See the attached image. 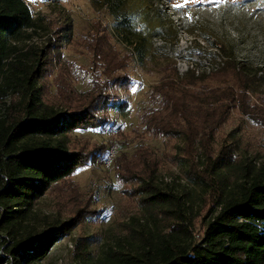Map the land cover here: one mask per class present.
Masks as SVG:
<instances>
[{
  "label": "trees",
  "instance_id": "obj_1",
  "mask_svg": "<svg viewBox=\"0 0 264 264\" xmlns=\"http://www.w3.org/2000/svg\"><path fill=\"white\" fill-rule=\"evenodd\" d=\"M31 1L58 4L62 0H0V264H41L87 218L78 214L62 221L37 215L33 209L54 186L80 169L103 166L108 156L105 146L89 154L75 153L71 136L78 131L115 129L104 115L107 111L126 115L128 106L125 100L103 96L98 86L84 94L86 101L74 111L44 101V83L53 67L63 62L62 51L72 45L74 36L67 20L58 32L52 31L56 37H48L44 47L33 44L35 36L43 38L51 29L44 18L34 15ZM124 3L102 0L114 21V32L125 34L121 38L133 45V54L142 64L149 41L141 45L129 40L134 16L121 14ZM164 72L149 93L141 125L154 138H179L191 149L177 148L176 164L183 167L189 184L209 196L210 209L196 239L198 215L187 206L189 194L163 193L153 182L155 171L147 175L148 168L137 165L136 172L145 174L139 179L140 205L151 225L134 220L127 226L119 251L112 253L113 264H264V157L260 162L258 157L236 158L235 140L218 150L212 147L213 133L246 99L243 93L255 81L238 63L199 77L193 70L183 76L176 69ZM197 141L203 154L199 165L194 163L192 147ZM124 242L127 252L121 248Z\"/></svg>",
  "mask_w": 264,
  "mask_h": 264
},
{
  "label": "rangeland",
  "instance_id": "obj_2",
  "mask_svg": "<svg viewBox=\"0 0 264 264\" xmlns=\"http://www.w3.org/2000/svg\"><path fill=\"white\" fill-rule=\"evenodd\" d=\"M99 1H31L34 15L44 18L51 29L43 38L35 36L33 44L44 47L48 37H56L52 31L58 32L67 20L72 22L74 36L72 45L62 51L63 62L53 67L44 83V101L57 103L63 111H74L86 101L84 94L98 86L103 96L128 104L126 115L113 111L104 115L115 129L105 133L78 131L71 136L75 153L89 154L105 146L108 156L103 166L80 169L39 199L33 209L37 215L59 217L62 221L78 214L87 216L41 264H113L112 253L119 251L127 226L134 220L150 224L138 195L142 185L139 179H144L145 174L136 172L137 165L142 170L147 167V175L155 171L153 182L163 193L189 194L187 206L198 215L193 234L196 239L201 237L210 198L189 184L183 167L176 164L180 159L177 148L191 149L179 138H154L140 121L148 109L149 93L160 84L165 69H176L179 76L193 70L199 77L224 64L241 65L255 84L243 93L246 99L231 109L213 133L212 147L218 150L235 140L236 158L258 157L260 162L264 157V0H124L119 11L134 16L129 40L141 45L149 41L142 64L133 54V45L130 47L121 38L125 34L114 32V21ZM86 99L89 100L87 96ZM2 110L0 107V114ZM198 146L199 141L192 146L197 165L203 164ZM112 151L115 156L107 165ZM80 218H76L78 222ZM37 222L34 225L41 230ZM124 243L121 248L127 252Z\"/></svg>",
  "mask_w": 264,
  "mask_h": 264
},
{
  "label": "built area",
  "instance_id": "obj_3",
  "mask_svg": "<svg viewBox=\"0 0 264 264\" xmlns=\"http://www.w3.org/2000/svg\"><path fill=\"white\" fill-rule=\"evenodd\" d=\"M216 70V69H215ZM207 73H210V70L207 72ZM199 75V74H198ZM114 150V149H113ZM115 151V150H114ZM114 152L112 151L111 152V154H110V156L108 157V163H107V165H110L111 164V162L113 161V158H114Z\"/></svg>",
  "mask_w": 264,
  "mask_h": 264
},
{
  "label": "snow or ice",
  "instance_id": "obj_4",
  "mask_svg": "<svg viewBox=\"0 0 264 264\" xmlns=\"http://www.w3.org/2000/svg\"><path fill=\"white\" fill-rule=\"evenodd\" d=\"M193 2L200 3V2H202V0H193ZM209 2H212V0H209Z\"/></svg>",
  "mask_w": 264,
  "mask_h": 264
}]
</instances>
